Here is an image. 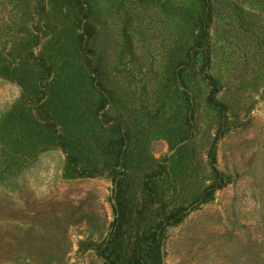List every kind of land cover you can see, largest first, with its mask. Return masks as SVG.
I'll list each match as a JSON object with an SVG mask.
<instances>
[{
  "label": "rangeland",
  "instance_id": "obj_1",
  "mask_svg": "<svg viewBox=\"0 0 264 264\" xmlns=\"http://www.w3.org/2000/svg\"><path fill=\"white\" fill-rule=\"evenodd\" d=\"M209 14L204 37L199 0H0V264H103L178 209L157 264H264V0Z\"/></svg>",
  "mask_w": 264,
  "mask_h": 264
},
{
  "label": "trees",
  "instance_id": "obj_2",
  "mask_svg": "<svg viewBox=\"0 0 264 264\" xmlns=\"http://www.w3.org/2000/svg\"><path fill=\"white\" fill-rule=\"evenodd\" d=\"M201 10H202V33L203 36H206L207 28H208V22L210 20V14H209V0H199ZM205 57V65H207L208 55L204 52ZM90 68H94L90 64ZM203 78L207 80L212 86L213 91L209 95V104H216V102L213 100L214 93L217 90L216 82L211 78L208 74H203ZM96 86L99 88L98 82L95 83ZM100 89V88H99ZM105 104V101H101L100 107H103ZM220 110V109H219ZM210 163L213 164L212 155H210ZM215 169V168H214ZM122 174H124L125 170L123 168ZM216 174L219 176V171L216 170ZM115 193H114V199H115V205H114V211L116 213L115 220L122 221L123 218V202L120 195V188L123 183V177H116L115 178ZM219 186H208L203 193L199 196L198 199L203 200L206 194H208L211 190H214L218 188ZM181 209L176 210L173 213L168 214L165 218L159 220L156 224H153L147 231V234L144 236L143 247L138 246L135 248V250L132 251V253L129 255L127 252H125L121 247L120 240H116L117 236H115V233L111 234V236L107 239L102 241L101 243L97 244L95 246V253L101 258L103 264H157L159 261V246H160V240L157 239V236H161L164 228L174 222H176L181 214ZM114 230H118L120 225L115 223ZM157 239V240H156ZM115 250V253H114ZM124 252V253H123ZM123 253V254H122Z\"/></svg>",
  "mask_w": 264,
  "mask_h": 264
}]
</instances>
